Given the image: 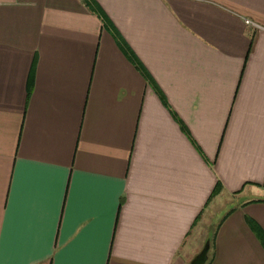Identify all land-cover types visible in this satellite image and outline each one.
<instances>
[{"label": "crops", "instance_id": "1", "mask_svg": "<svg viewBox=\"0 0 264 264\" xmlns=\"http://www.w3.org/2000/svg\"><path fill=\"white\" fill-rule=\"evenodd\" d=\"M10 213L6 261L264 264V0H0Z\"/></svg>", "mask_w": 264, "mask_h": 264}, {"label": "snow or ice", "instance_id": "2", "mask_svg": "<svg viewBox=\"0 0 264 264\" xmlns=\"http://www.w3.org/2000/svg\"><path fill=\"white\" fill-rule=\"evenodd\" d=\"M21 225L12 219L11 213L5 217L3 227L0 228V264H21L17 261L4 259L6 247L9 246L19 233Z\"/></svg>", "mask_w": 264, "mask_h": 264}, {"label": "water", "instance_id": "3", "mask_svg": "<svg viewBox=\"0 0 264 264\" xmlns=\"http://www.w3.org/2000/svg\"><path fill=\"white\" fill-rule=\"evenodd\" d=\"M207 250L208 242H206L202 249L192 257L189 264H204L207 257Z\"/></svg>", "mask_w": 264, "mask_h": 264}, {"label": "trees", "instance_id": "4", "mask_svg": "<svg viewBox=\"0 0 264 264\" xmlns=\"http://www.w3.org/2000/svg\"><path fill=\"white\" fill-rule=\"evenodd\" d=\"M219 189L218 184H216L214 191L212 194H215L217 192V190ZM250 225L252 226V228H254V230L256 231L257 235L260 237L262 244L264 245V234L262 233V231L258 228V225H256L253 221H249Z\"/></svg>", "mask_w": 264, "mask_h": 264}, {"label": "built area", "instance_id": "5", "mask_svg": "<svg viewBox=\"0 0 264 264\" xmlns=\"http://www.w3.org/2000/svg\"><path fill=\"white\" fill-rule=\"evenodd\" d=\"M246 23H249V21L245 20Z\"/></svg>", "mask_w": 264, "mask_h": 264}, {"label": "rangeland", "instance_id": "6", "mask_svg": "<svg viewBox=\"0 0 264 264\" xmlns=\"http://www.w3.org/2000/svg\"><path fill=\"white\" fill-rule=\"evenodd\" d=\"M203 246H204V245H203ZM203 246H202V247H203Z\"/></svg>", "mask_w": 264, "mask_h": 264}]
</instances>
